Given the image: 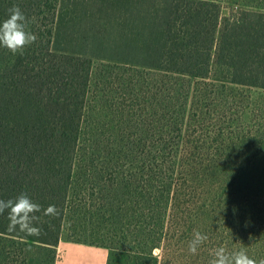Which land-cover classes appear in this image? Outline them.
Segmentation results:
<instances>
[{
	"label": "trees",
	"instance_id": "16d2710c",
	"mask_svg": "<svg viewBox=\"0 0 264 264\" xmlns=\"http://www.w3.org/2000/svg\"><path fill=\"white\" fill-rule=\"evenodd\" d=\"M239 4L0 0L37 36L0 47V199L59 211L38 237L0 215V264H56L61 241L107 264L264 260V0Z\"/></svg>",
	"mask_w": 264,
	"mask_h": 264
},
{
	"label": "clouds",
	"instance_id": "9594fccd",
	"mask_svg": "<svg viewBox=\"0 0 264 264\" xmlns=\"http://www.w3.org/2000/svg\"><path fill=\"white\" fill-rule=\"evenodd\" d=\"M29 21L17 5L9 9V16L0 22V47H4L12 54L23 55L26 47L35 43L37 36L28 30ZM8 211L9 230L25 233L27 236H40L41 229L37 226L40 217L38 213L45 215H59L55 205H49L43 209L38 203L26 194L22 193L13 199H0V215ZM208 237L199 231H194V238L189 243V252L197 254L198 248L204 244ZM210 264H258L244 249L229 252L224 247H219L214 252V258ZM259 264H264L260 260Z\"/></svg>",
	"mask_w": 264,
	"mask_h": 264
},
{
	"label": "crops",
	"instance_id": "0c3cea01",
	"mask_svg": "<svg viewBox=\"0 0 264 264\" xmlns=\"http://www.w3.org/2000/svg\"><path fill=\"white\" fill-rule=\"evenodd\" d=\"M56 264H107L106 248L81 243L61 241L57 248Z\"/></svg>",
	"mask_w": 264,
	"mask_h": 264
},
{
	"label": "rangeland",
	"instance_id": "374dc122",
	"mask_svg": "<svg viewBox=\"0 0 264 264\" xmlns=\"http://www.w3.org/2000/svg\"><path fill=\"white\" fill-rule=\"evenodd\" d=\"M214 1H217L222 5V16H226L227 14L231 12L232 9L238 8V6L240 5L239 2L243 4L246 2H250L251 0H214ZM99 114H100V117H104V113L100 112ZM57 258H58V252H57ZM121 259H122V256L112 257V261H113L112 264H119Z\"/></svg>",
	"mask_w": 264,
	"mask_h": 264
}]
</instances>
